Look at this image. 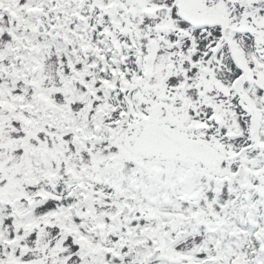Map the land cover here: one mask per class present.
Returning a JSON list of instances; mask_svg holds the SVG:
<instances>
[{
  "label": "snow or ice",
  "instance_id": "snow-or-ice-1",
  "mask_svg": "<svg viewBox=\"0 0 264 264\" xmlns=\"http://www.w3.org/2000/svg\"><path fill=\"white\" fill-rule=\"evenodd\" d=\"M0 264H264V0H0Z\"/></svg>",
  "mask_w": 264,
  "mask_h": 264
}]
</instances>
